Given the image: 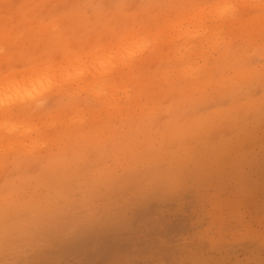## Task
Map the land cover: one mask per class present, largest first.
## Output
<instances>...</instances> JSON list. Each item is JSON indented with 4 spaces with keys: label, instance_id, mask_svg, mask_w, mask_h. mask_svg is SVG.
Returning a JSON list of instances; mask_svg holds the SVG:
<instances>
[{
    "label": "clouds",
    "instance_id": "1",
    "mask_svg": "<svg viewBox=\"0 0 264 264\" xmlns=\"http://www.w3.org/2000/svg\"><path fill=\"white\" fill-rule=\"evenodd\" d=\"M0 264H264V0H0Z\"/></svg>",
    "mask_w": 264,
    "mask_h": 264
}]
</instances>
